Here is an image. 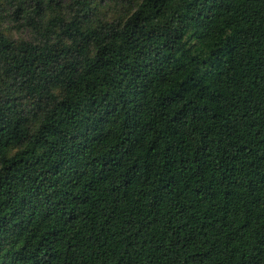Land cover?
<instances>
[{"label": "trees", "instance_id": "16d2710c", "mask_svg": "<svg viewBox=\"0 0 264 264\" xmlns=\"http://www.w3.org/2000/svg\"><path fill=\"white\" fill-rule=\"evenodd\" d=\"M0 264H264V0H0Z\"/></svg>", "mask_w": 264, "mask_h": 264}, {"label": "rangeland", "instance_id": "374dc122", "mask_svg": "<svg viewBox=\"0 0 264 264\" xmlns=\"http://www.w3.org/2000/svg\"><path fill=\"white\" fill-rule=\"evenodd\" d=\"M4 25L8 28V31L10 33H12L15 37L27 36V34H28V32H26V31L18 30L19 28L16 26V24H14L12 22L9 24H4Z\"/></svg>", "mask_w": 264, "mask_h": 264}]
</instances>
